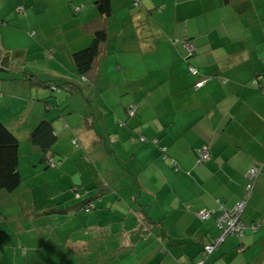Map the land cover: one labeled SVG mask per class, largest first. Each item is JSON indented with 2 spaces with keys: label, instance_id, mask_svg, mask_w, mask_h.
Wrapping results in <instances>:
<instances>
[{
  "label": "crops",
  "instance_id": "obj_1",
  "mask_svg": "<svg viewBox=\"0 0 264 264\" xmlns=\"http://www.w3.org/2000/svg\"><path fill=\"white\" fill-rule=\"evenodd\" d=\"M37 1L25 0V57L80 89H54L64 91V104L75 95L59 110L64 104L22 82L43 103L38 116L52 119L58 162L40 163L39 150L18 154L21 184L0 188V264H193L219 231L213 208L244 196L255 161L260 171L240 215L254 227L227 235L204 264H264V0H111L108 36L87 77L71 54L92 40L84 24L95 8L83 5L72 17L69 0H59L61 17L37 23L30 18ZM184 40L196 45L190 55ZM201 75L206 81L194 86ZM153 136L176 167L159 156ZM200 146L210 155L201 163ZM195 208L214 214L200 219Z\"/></svg>",
  "mask_w": 264,
  "mask_h": 264
},
{
  "label": "trees",
  "instance_id": "obj_2",
  "mask_svg": "<svg viewBox=\"0 0 264 264\" xmlns=\"http://www.w3.org/2000/svg\"><path fill=\"white\" fill-rule=\"evenodd\" d=\"M131 3L133 5H136L139 3V0H131ZM83 5H86V4H83V3L75 4V6L72 7L71 9L73 11H78V10H81L83 7H85ZM92 6L95 8L96 13L92 18L88 19L84 24L85 29L90 30L93 33L92 40L90 41L89 44L74 50L71 54L76 71L79 74L86 76V77L88 76L90 70L91 71L94 70V68L97 65L98 59L102 55L103 45L108 36L106 20H107V17L111 15L113 12L111 0H93ZM24 9H25L24 4H19L16 6L17 11H24ZM187 41L194 44V48L191 51H188L186 48V50L188 51V54L190 55L195 51L196 45L191 40H187ZM2 63L3 62L0 60V70H4L5 72L1 77H4V75H6L8 78H11V74H13L12 69L18 68L22 72L21 79L31 85H37L40 87H48L51 90H54L57 88H63L69 94L76 92L80 89V84L74 79H70L67 77H61V76L42 77L40 73L34 70L26 69L21 66H5L3 65L4 63L3 64ZM189 65L194 66L193 64H189ZM194 68H195V71H191L189 69L188 71L193 74L198 73L199 72L198 68L196 66H194ZM259 77H260V73L254 77V82H257ZM12 78H14L13 75H12ZM206 79H207L206 75L204 76L201 75L200 78L197 81H195L194 86L202 85L206 81ZM198 81H201V83L196 84V82ZM46 98L47 97L43 98V100L46 101ZM69 102L70 100H67L66 104H64V106L63 105L58 106L59 107L58 109L62 110L65 106L68 105ZM56 139H57V134L54 131L51 118L41 117L38 120V122L34 125V127L29 131V140L32 146L37 148L41 152V158L43 162L45 163V165L47 166L50 164L57 165L58 161L53 156H51V154L53 153L52 146L55 143ZM139 140L141 142H146L148 140V137L140 136ZM150 140L154 144H156V146L158 147V150H159L158 153L160 157L162 158L169 157L167 156V153H165V150H166L165 147L162 144H160V141H159L160 139L158 136H153L150 138ZM73 141L76 142V139L73 138ZM18 145H19V139L17 135L5 122L0 120V188L6 189V190H13L21 182V175H20V171L18 168V152H19ZM199 148L196 151V161L201 163V162H204L210 155L208 153V157L202 159L199 155ZM168 159L171 162L170 163L168 161L169 164L173 167H176L175 160L171 157ZM260 166H261V163H260ZM245 175H246V172H245ZM249 182H250V179L248 178L247 184ZM254 182H255V179H254ZM247 184H246V191L248 190ZM253 188H254V185H253ZM91 206H92V203L90 202H87L84 204V208L86 210L90 209ZM198 209L208 210L210 214L207 217H201L197 213ZM213 209L215 211L217 210L216 211L217 217L215 220L219 228V231L210 240H208V242L203 244L201 251H200L201 255L196 259L195 263L193 264H204L205 257L209 255V253H211L212 251H215L227 235L229 234L242 235L245 232L244 230H246L244 228L242 231V234L241 233L238 234V232H236L235 230H229L228 232L224 233L223 237L220 238V240H218L217 237L223 232L224 230L223 226L225 225V222L223 221L221 223L218 222V216L222 212L220 205L215 206ZM214 210H212V208H195L192 211L198 218L206 219L214 214L213 212ZM242 210H241V213H242ZM239 218L241 219V217ZM249 224L254 225L253 223H249ZM160 237L161 236L158 235L159 239ZM208 244H211L213 246V248L210 251L206 250V245Z\"/></svg>",
  "mask_w": 264,
  "mask_h": 264
},
{
  "label": "rangeland",
  "instance_id": "obj_3",
  "mask_svg": "<svg viewBox=\"0 0 264 264\" xmlns=\"http://www.w3.org/2000/svg\"><path fill=\"white\" fill-rule=\"evenodd\" d=\"M54 1V3L47 5L44 4L45 2H42V0H38L35 3L36 13H31V21L37 23L47 22L50 20L55 21L59 17H61L59 10V6L61 5V3H58L59 0ZM92 2L93 0H90L89 2L84 1L86 5H92ZM74 3L75 1L73 0H69L68 2H66V7L72 14V17L78 16L79 13L83 12L82 10L84 8L83 7L79 12H73L71 7L75 6ZM19 4L25 5V0H0V60L4 63L2 64L5 66L14 65L25 68L27 65L28 67L32 68L37 67L36 69L40 67L42 69V71L40 72V75L42 77H54V75H51L49 73L51 70L50 68H53L54 66L46 67L45 64H37L36 60H34L32 57L29 59L25 57L26 47L29 45V41L26 38L24 31L29 34V28H26L29 19L28 17H22L24 15V11L16 12V14L20 15L19 17L15 16V13L9 15V13L14 11L16 9V6ZM29 10H31V7ZM2 27H5L4 30H2ZM28 55L30 56L31 52H29ZM40 62H43V58H40ZM12 70L13 74H11L10 79H7L8 77L6 75H4V77H1L5 71L0 70V78H4L2 80L4 82L3 88L5 89V92L0 95V113L3 116V118H0V120L5 122L17 135L19 139L18 154H20V157L23 160L26 159L32 152H36L35 154L37 155L40 154V152L37 151L38 149H33L29 143V131L38 122L40 117H42L38 116L40 114V107L38 106H43V103H37L36 105L35 101H33V99H30L29 89L26 93L27 85L24 86L22 83V72L18 68ZM12 75L14 76V78H12ZM40 90H44L45 92H47L48 94L46 96H49L53 103L59 102L58 100L62 99V95L64 94V91H53L48 87H41ZM74 96L75 95H73L72 97L69 96L70 101L72 100V98H74ZM25 101H28V103L21 105V103ZM59 103L64 104V101L61 100V102ZM19 106L22 107L19 108ZM68 106H70V104ZM54 112H58L56 105H54L51 110L46 111V113H48V116L49 114L51 115ZM57 119L59 118H53V121ZM54 126L59 129L57 121L54 122ZM63 138L64 137H61L59 133L58 140L61 141L63 140ZM38 157L36 158L37 160H39ZM40 163H43V160H41ZM43 164L45 165V163ZM22 183L26 187V191L24 192V196L26 197L28 192V183L26 180H22Z\"/></svg>",
  "mask_w": 264,
  "mask_h": 264
},
{
  "label": "built area",
  "instance_id": "obj_4",
  "mask_svg": "<svg viewBox=\"0 0 264 264\" xmlns=\"http://www.w3.org/2000/svg\"><path fill=\"white\" fill-rule=\"evenodd\" d=\"M183 45L185 48H187L188 51H191L194 48V44L191 42H188L187 40L183 41ZM188 69L191 71H195L194 66L189 65ZM201 81L196 82V84H200ZM134 105H131L129 108L130 112H133ZM208 150L206 146H201L199 148V155L202 159L208 157ZM260 169V162L255 161V163L251 164L249 168L246 170V176L250 179V182L247 184V191L245 195L240 198L231 208H228L226 206L220 205V208L222 209V212L218 216V222L221 223L222 221L225 222L224 230L223 232L217 237L218 240L223 237L224 233L228 232L229 230H235L238 232V234H242V231L244 228H247L250 226L249 222L242 221L240 217L241 210L243 209L246 199L253 188L254 185V179ZM197 213L201 217H207L210 212L205 209H198ZM239 219V220H238ZM251 227H254L251 225ZM213 248L211 244L206 245V250L210 251Z\"/></svg>",
  "mask_w": 264,
  "mask_h": 264
},
{
  "label": "clouds",
  "instance_id": "obj_5",
  "mask_svg": "<svg viewBox=\"0 0 264 264\" xmlns=\"http://www.w3.org/2000/svg\"><path fill=\"white\" fill-rule=\"evenodd\" d=\"M246 204V203H245ZM245 206V205H244Z\"/></svg>",
  "mask_w": 264,
  "mask_h": 264
}]
</instances>
